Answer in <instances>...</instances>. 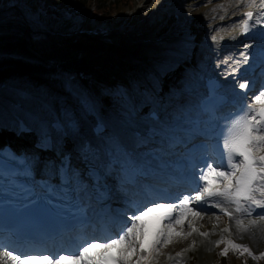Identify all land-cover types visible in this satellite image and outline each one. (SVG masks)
<instances>
[{
    "label": "bare ground",
    "instance_id": "6f19581e",
    "mask_svg": "<svg viewBox=\"0 0 264 264\" xmlns=\"http://www.w3.org/2000/svg\"><path fill=\"white\" fill-rule=\"evenodd\" d=\"M248 2L249 0H241L239 3L238 0H228L221 12L211 15L207 23L201 25L200 29L197 28L196 38H202L201 42L196 43L193 52L194 60L192 62L186 60V69L184 66L185 71L183 70L181 74L176 71L177 69L175 71L173 69L163 70L162 73L155 72L147 68L143 56L136 57L139 59L137 64L141 65L146 72L155 73L162 83L167 81L168 87L173 89L171 91L168 87L166 88L167 85H164L165 96L169 101L163 104L164 106L161 109L163 114L169 112L171 115L170 119L161 116L165 123L148 119L149 111L144 115L145 110L143 111V108L145 105L140 100L137 103H130L132 108L123 114L125 116L119 122L115 120V116H110L108 110L110 107L112 109L114 107L103 101L105 95L110 91L101 88L99 90L98 88L99 78L103 73L100 68H105L103 65L101 66L102 63L92 62L88 58L90 63L88 71H72L68 66L65 67L63 63L68 60L73 50H77L81 57L94 54L95 52L89 49V43L75 45L67 51L62 48L57 50L56 53L42 58L33 55L22 38L15 37L12 40L2 38L0 39V124L4 123L7 126L11 118L17 113L26 115L36 126L37 134H46L49 137L46 140L54 145L51 156L54 157L58 153L62 154L63 151L65 153L69 151L70 155H65L63 160L70 159L71 163L78 162L80 157L84 158V155L91 153L92 150L106 154L113 152L123 156V158L124 155L129 156L131 154L132 159L142 158L146 160L147 155L155 151L153 148L150 149L151 147L166 146L170 138H175L174 140L181 139V136L176 137L174 133L186 129L188 126L186 123L180 122L179 127L175 129L174 125L181 118L194 113V103L203 93L202 79L206 72L219 74L226 80L227 88L232 86L233 77L232 79H229V77L236 72V66L241 64H236L234 61H243L240 53L244 52L248 55L250 51L248 47L244 48L245 43L243 41L245 39L237 30V26L239 29L240 26L236 22L244 19L242 14L244 10L254 8V20L256 23H264L259 15L260 0H254L255 7H247ZM221 17L224 18L221 19ZM216 34V41H214L213 37ZM220 36L224 37L222 43H218ZM184 56H187V54H184ZM181 63H185V61H180ZM117 64L120 68V63L117 62ZM169 74L178 75V78L171 82L168 78ZM132 91L135 94L136 90L133 89ZM82 98L87 100H85L86 104L81 103ZM173 101L178 102V106H175L172 103ZM154 107H157V105ZM135 129L146 132L152 141L149 142L143 136L136 137ZM8 132L4 128L0 131V136L2 137L5 133L6 136L3 139L13 138V134ZM165 137H167V140H165ZM118 139L122 140L123 146H118L117 143H120L117 141ZM65 140H67V143H65ZM85 144L87 145L84 146ZM140 147H145L147 153L143 151L135 153ZM63 148L65 150H62ZM167 150L169 151V149ZM258 155H264V152L258 153ZM40 161H42L41 156L36 159V163L38 164ZM77 180L79 183L82 182L80 178ZM213 186L220 185L213 181ZM192 207L198 208L199 205L193 204ZM241 218H243V224L245 222L251 223L256 230V234L248 229L244 231V225L242 228H238L235 223L237 218L229 219L226 215L219 213L216 207H209L199 217H192L191 214H188L183 221V229L177 226L175 232L181 236L190 233L193 241H184L185 244L179 246L182 248H179L175 255L170 253L166 260H162V248L158 252L152 253L149 260L152 264H172L174 260L184 261L186 259L185 251L190 253L196 250L199 252L200 260L197 264H211L215 255L214 250L219 247L220 241H224L223 249L227 247L229 250H231V247L227 243L228 241H233L236 244L248 242V249L254 250L258 254L253 247L259 248L264 245L263 219L257 217V214L249 218ZM254 220L255 225H253ZM189 221L193 223L196 231L188 228ZM225 228L230 229L227 239L223 237L226 232L224 231ZM203 231L209 233V235L207 237L200 235ZM41 248L45 249V247ZM60 248L62 250L67 249L65 246H60ZM20 250H32V248H18L17 251ZM100 250V248L93 249L90 254L96 256ZM57 252L59 250L53 253ZM135 257L137 256L134 254L132 259ZM25 264H39V262L26 261Z\"/></svg>",
    "mask_w": 264,
    "mask_h": 264
},
{
    "label": "snow or ice",
    "instance_id": "6c2138e0",
    "mask_svg": "<svg viewBox=\"0 0 264 264\" xmlns=\"http://www.w3.org/2000/svg\"><path fill=\"white\" fill-rule=\"evenodd\" d=\"M239 2L241 0H238ZM247 7H255L254 0H249ZM259 8V15L264 20V0H260ZM254 16L252 11L245 12L244 19L236 23L245 36L252 33L253 38L260 36L264 40V31L255 28ZM249 21L253 23L250 24ZM215 39L214 36L213 40ZM240 56L243 61L235 60L234 63H247L248 55L242 52ZM238 86L241 89L249 87L248 83H239ZM250 95L247 92L244 94V103L239 113L220 129L221 161L216 167L212 166V162H206L199 169L195 175L197 184L193 194L182 195L173 202H166L163 196L144 202L130 201L131 211L123 214L117 229L118 235L111 230H105V233L99 236L84 235L75 245L57 253L40 246H33L32 250L17 251L0 245V264H25L26 261H37L39 264H145L152 253L173 242L174 237L186 238V234L181 236L174 230L177 226L183 229V221L188 214L199 217L209 207H216L231 219L233 213L229 212V207H233L235 213H243L248 217H252L255 209H264V155H258L264 152V89L251 95V99ZM3 152L4 150L0 149V161H15L21 167H13L10 170L5 168L0 171V179L8 180L11 175L14 181L17 176H30L32 163L29 158L15 154L4 157ZM63 168L65 179L71 183L75 173L72 172L67 158ZM214 180L220 186L214 187ZM128 182H132L131 179ZM54 190L49 188V191ZM193 204L199 207L193 208ZM257 215L264 219V212ZM147 218L153 219V227H150ZM235 223L238 228H242L243 218H237ZM188 228L196 231L191 221ZM243 230L247 231V228ZM224 231L229 232L230 229L225 228ZM150 235L152 241L146 249L145 242ZM200 235L207 237L209 233L201 232ZM227 243L233 250H242L251 255L247 247L233 241ZM96 248L101 251L96 256L91 255L92 250ZM112 248L118 249V255H106ZM228 250L226 247L221 255L227 256ZM134 254L138 259H132Z\"/></svg>",
    "mask_w": 264,
    "mask_h": 264
},
{
    "label": "rangeland",
    "instance_id": "374dc122",
    "mask_svg": "<svg viewBox=\"0 0 264 264\" xmlns=\"http://www.w3.org/2000/svg\"><path fill=\"white\" fill-rule=\"evenodd\" d=\"M111 1L116 2V8L111 14L112 23L110 27H107L108 29L100 23L90 22L89 19L86 21L71 20L69 23L68 19L65 18L60 24L61 26H54L50 23L44 25L34 19L35 16L30 13V9L13 7L8 13L0 17V39L22 38L31 53L42 58L56 53L62 48L67 51L75 45L89 43V49L95 53L85 57L92 62L102 63L101 66L105 67L104 69L100 68L103 73L99 78L101 82L99 81L98 88L99 90L110 91L105 95L103 101L113 105L114 110L112 107L109 109H112L111 114L118 116L119 113L121 118L125 116L123 114L129 111L132 101L130 90L132 87H136L138 97L143 101V104H151L143 108L145 115L154 104L158 103L159 105L161 103L160 106H162L168 102V98L165 96L166 91H164V85H167V88L168 82L162 83L155 73L146 72L141 65L137 64L139 59L136 57L143 56L147 68L155 72L162 73L163 70L174 68L181 74L186 69V60L188 62L194 60L193 52L196 43L201 42L202 38H196L198 29L205 22H208L211 15L221 12L228 0ZM88 2L90 3L89 10H92L97 0H88ZM107 2L109 3V1ZM237 30L239 31L238 28ZM244 43L247 44L248 42L245 41ZM188 49L189 51H187ZM180 61H185V63L180 64ZM117 62L120 63V68ZM168 78L174 82L178 75L169 74ZM168 89L173 91L171 87ZM84 100V98L81 99V103ZM173 104L177 106L175 103ZM0 126L4 127L5 124H0ZM5 136V133L2 137L0 136V142L5 140L3 139ZM34 157L36 156L34 155ZM190 236L191 239L189 240ZM186 240L188 242L193 240L190 233H186V238L183 239L174 237L173 242L162 247L163 257L169 255L170 252L175 253L176 248L185 244L184 241ZM219 247L220 249L214 252L215 255L211 264H246V258L249 264H260V262H255L246 257V252H236L233 249L230 250L231 255L222 256L221 244ZM257 249H259V254L264 262V246L257 247ZM198 254V251L193 250L187 254L188 259L185 262L175 261L174 264H197L200 261Z\"/></svg>",
    "mask_w": 264,
    "mask_h": 264
},
{
    "label": "trees",
    "instance_id": "16d2710c",
    "mask_svg": "<svg viewBox=\"0 0 264 264\" xmlns=\"http://www.w3.org/2000/svg\"><path fill=\"white\" fill-rule=\"evenodd\" d=\"M37 4L35 19L54 26H61L63 20L75 18H84L89 14L90 3L88 0H34ZM108 0H97L95 7L91 10L95 19L110 20L111 13L116 8V2H107ZM30 0H0V15L7 11L10 5H19L28 7Z\"/></svg>",
    "mask_w": 264,
    "mask_h": 264
},
{
    "label": "water",
    "instance_id": "95a60500",
    "mask_svg": "<svg viewBox=\"0 0 264 264\" xmlns=\"http://www.w3.org/2000/svg\"><path fill=\"white\" fill-rule=\"evenodd\" d=\"M67 63H73L74 65L72 66L75 69H79V68H83V69H88L89 68V64L87 63V61L80 57L79 52L75 51L72 53V55L70 56V60L66 62Z\"/></svg>",
    "mask_w": 264,
    "mask_h": 264
}]
</instances>
